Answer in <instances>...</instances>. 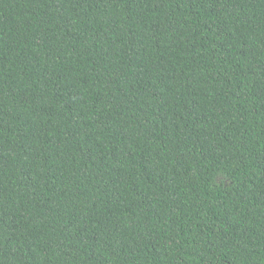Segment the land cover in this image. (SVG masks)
Segmentation results:
<instances>
[{
	"label": "trees",
	"instance_id": "trees-1",
	"mask_svg": "<svg viewBox=\"0 0 264 264\" xmlns=\"http://www.w3.org/2000/svg\"><path fill=\"white\" fill-rule=\"evenodd\" d=\"M0 264H264V0H0Z\"/></svg>",
	"mask_w": 264,
	"mask_h": 264
}]
</instances>
